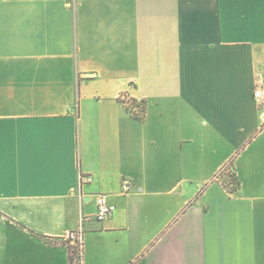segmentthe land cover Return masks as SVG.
Wrapping results in <instances>:
<instances>
[{
	"label": "crops",
	"instance_id": "0c3cea01",
	"mask_svg": "<svg viewBox=\"0 0 264 264\" xmlns=\"http://www.w3.org/2000/svg\"><path fill=\"white\" fill-rule=\"evenodd\" d=\"M257 83L264 0H0V264H264Z\"/></svg>",
	"mask_w": 264,
	"mask_h": 264
},
{
	"label": "built area",
	"instance_id": "2783aa9c",
	"mask_svg": "<svg viewBox=\"0 0 264 264\" xmlns=\"http://www.w3.org/2000/svg\"><path fill=\"white\" fill-rule=\"evenodd\" d=\"M253 101L260 111L261 116H264V84L257 83L253 90ZM126 105V104H125ZM135 110V109H134ZM138 118H141L140 115ZM219 174V173H218ZM218 176V175H216ZM217 178V177H216ZM80 180L87 183L91 182L90 177H81ZM96 212L93 216V219L97 222H102L108 219L114 208L106 200V196L103 194L97 195L96 198ZM69 252V259L71 264H82V252H83V231L81 225L74 231L68 232L64 237Z\"/></svg>",
	"mask_w": 264,
	"mask_h": 264
},
{
	"label": "rangeland",
	"instance_id": "374dc122",
	"mask_svg": "<svg viewBox=\"0 0 264 264\" xmlns=\"http://www.w3.org/2000/svg\"><path fill=\"white\" fill-rule=\"evenodd\" d=\"M124 104H126V107H128V110L127 111H130L134 117L138 118L139 115H140V117L142 118V115H143V105L138 104V103L133 102V101H129L128 103H124ZM138 119H140V118H138ZM216 177H218V176H216ZM234 180H235L234 179V175H231V178H227L225 181L229 183V185H230L231 188H234V187H236V181H234ZM81 229L83 231V226L82 225H81Z\"/></svg>",
	"mask_w": 264,
	"mask_h": 264
},
{
	"label": "trees",
	"instance_id": "16d2710c",
	"mask_svg": "<svg viewBox=\"0 0 264 264\" xmlns=\"http://www.w3.org/2000/svg\"><path fill=\"white\" fill-rule=\"evenodd\" d=\"M143 112H144V107H143ZM136 118V117H135ZM136 119H138V118H136ZM140 119H142V118H140ZM139 119V120H140ZM226 172L227 173V175H226V177H225V180L227 179V178H231V175H233V173H231V170H230V168L228 167V166H226L225 168H223L222 169V171H220V173L218 174V177L220 176V174H221V172ZM233 178V177H232ZM234 179H235V177H234ZM224 180V181H225ZM234 181H236V179L234 180ZM226 182V181H225ZM226 188L228 189V191L230 192V193H234L235 191H236V188H237V186H238V184H237V181H236V187H234V188H231L230 187V185H229V183L228 182H226ZM72 260V258H70L69 259V261H71ZM70 264H71V262H70Z\"/></svg>",
	"mask_w": 264,
	"mask_h": 264
}]
</instances>
